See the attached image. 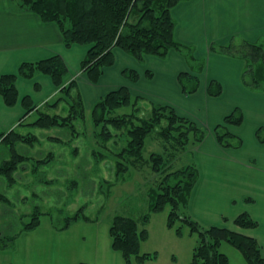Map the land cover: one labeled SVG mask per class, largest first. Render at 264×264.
Instances as JSON below:
<instances>
[{"label":"trees","instance_id":"1","mask_svg":"<svg viewBox=\"0 0 264 264\" xmlns=\"http://www.w3.org/2000/svg\"><path fill=\"white\" fill-rule=\"evenodd\" d=\"M182 1L186 0H20L19 4L22 10L32 11L43 21L57 24L67 47L76 43L89 45L81 68L89 79L96 83L102 77L104 69L116 63L117 49L134 57L140 63L147 55L167 58L169 52L175 49L185 57L193 72H202L205 66L204 59L196 57L195 48L181 43L175 36L176 20L172 10ZM233 47L232 43L214 44L211 49L215 53L237 55L244 59V84L252 90L264 91V38L256 42L245 41L235 51ZM68 72L69 67L65 59L60 54H55L38 61L23 62L17 73L0 76V95L7 106L13 107L19 101L18 78L22 76L31 79L38 73L49 75L58 89V98L52 103L48 101L46 105L57 106L62 101L69 104L67 115L50 114L43 112L42 107L34 102L31 95L23 98L26 114L10 129H0V144H7L12 154L0 164V181L3 177L10 185L15 184L14 173L22 168L20 165L26 160V157L17 150V144L19 142L34 144L39 139L33 133L29 135L20 133L18 129L20 126H35L42 129L61 126L70 128L73 132L76 131L75 122L86 123L87 109L84 98L75 80L66 83L65 77ZM123 75L132 82H138L141 78L140 73L132 68L124 69ZM146 75L152 79L153 72L147 70ZM186 80L193 85L188 87L185 84ZM179 81L183 93L187 95L197 92L200 86L199 77L187 72L180 73ZM36 89L39 90L40 86L36 85ZM222 92V85L212 80L208 86V93L211 96H219ZM143 99L142 96L133 95L129 87L121 86L107 92L91 109L92 122L96 128H100L98 135L102 141L109 142L116 137L111 127L116 130L127 127V144L115 153L118 157L116 178L115 181H109L108 188L111 189L119 181L126 180L131 169L142 170L147 166L154 172H162L163 176L159 183L149 188L150 209L149 213L144 215L142 223L146 225L152 213L163 211L169 206L167 226L175 229L179 237L184 235L183 227L187 226L190 232L196 233L199 238L191 261L185 264H230L229 256L220 250L224 241L238 248L248 264H264L262 249L255 237L224 226L204 227L187 213L200 172L194 161L176 168V163L172 159L179 152L187 154L191 151L192 154L195 147L205 141L208 130L193 119L179 114L168 104L153 103L150 116H138V103ZM124 107H130L131 111L117 113ZM34 111L38 112L39 116L31 122L25 121ZM243 121V110L237 107L215 127L214 131L221 146L229 148L243 145V140L228 129V126H240ZM83 126L78 125L81 133H87ZM256 136L264 143V126L257 129ZM149 137L157 142L159 148L145 158L144 149ZM236 138L238 139L235 142ZM168 148H172L169 153ZM97 156L105 158L104 153H97ZM37 162L44 164L45 158H39ZM8 201L7 194L0 189V204H7ZM42 215L43 212L37 206L30 221L19 232L9 234L0 231V249L15 248L21 233L31 232L40 227ZM98 220L99 217L92 219L85 213L84 207H81L73 215L67 216L62 224L53 222V227L63 231L79 221ZM234 223L242 228H255L259 225V222L247 212L239 214ZM110 236L113 248L122 253L127 264H150L157 258V252H142V244L148 239L149 232L145 227L141 228L139 221L131 216L115 215L110 223Z\"/></svg>","mask_w":264,"mask_h":264},{"label":"crops","instance_id":"2","mask_svg":"<svg viewBox=\"0 0 264 264\" xmlns=\"http://www.w3.org/2000/svg\"><path fill=\"white\" fill-rule=\"evenodd\" d=\"M20 0H0V76L17 73L23 62H34L60 54L69 67L66 83L75 80L87 110L107 92L127 86L135 96L157 104L172 105L179 114L196 121L208 130L205 141L195 147L193 160L200 177L196 183L187 213L204 227L224 226L255 237L264 256V234L260 231L264 218V143L256 131L264 126V91H255L244 84L245 61L240 56L213 52L212 45H241L264 38V0H186L177 4L172 14L176 20L178 41L196 49V57L204 59L202 72H193L185 57L172 49L167 58L147 55L142 64L117 49L116 63L106 67L100 80L93 83L82 70L89 45L67 47L57 24L45 22L28 10H22ZM154 60L149 64V60ZM126 68L136 69L141 78L132 82L123 75ZM153 72L152 79L146 75ZM182 72L198 76L200 86L193 94H184L179 75ZM212 80L223 88L219 96H211ZM19 101L7 106L0 95V129L8 130L26 114L22 100L31 95L40 107L58 95L52 78L38 73L33 78L20 76L17 81ZM36 85L40 89H36ZM240 107L244 121L240 126H228L229 131L243 140L241 147L219 144L215 127L225 116ZM35 114L31 112L25 121ZM30 122V121H29ZM244 129L249 136L242 134ZM247 212L259 222L255 228H242L234 223ZM79 221L67 230L53 224L20 234L13 249H0V264H127L121 252L115 250L110 236V224Z\"/></svg>","mask_w":264,"mask_h":264},{"label":"rangeland","instance_id":"3","mask_svg":"<svg viewBox=\"0 0 264 264\" xmlns=\"http://www.w3.org/2000/svg\"><path fill=\"white\" fill-rule=\"evenodd\" d=\"M237 47L240 45H234L233 51ZM145 63L146 58L142 64ZM148 63L153 64L154 60L151 59ZM185 84L188 87L193 85L188 80ZM58 96L59 94L52 95L50 103ZM152 105L150 99L144 98L138 103V116H150ZM41 110L50 114L67 115L69 104L62 101L57 106L45 105ZM130 111V107H124L117 113ZM38 116L39 113L35 112L29 121L35 120ZM85 122V124L82 121L75 122V130L78 133L61 126L42 129L24 125L18 128L20 133L27 135L33 133L39 139L34 144L27 142L17 144V150L26 157V160L20 165L22 168L14 173L15 184L10 185L8 180L1 177L0 189L7 194L9 201L7 204H0V231L9 234L19 232L30 221L37 206L43 212L40 227L53 222L62 224L67 216L84 207L85 213L92 219L99 217L97 222L101 221L102 227L109 225L117 214L131 216L139 221L140 227H145L149 232L148 239L142 244V252L158 254L156 260L150 264L189 263L198 244V235L191 233L189 227L184 226V235L177 236L175 229L167 226L169 206L163 211L152 213L146 225L142 223L144 215L149 213L150 209L149 188L159 183L163 173L154 172L147 166L142 170L131 169L126 180L119 181L109 189V181H115L116 178L118 157L115 153L127 144V127L121 130L111 127L116 137L104 142L98 135L100 128H96L92 122L91 109L87 110ZM78 125H84L87 133H81ZM242 132L246 137L249 136L248 129ZM152 140V137L147 139L145 158L159 148L157 142ZM171 151L172 148H168V153ZM189 152L187 154L179 152L174 156L172 160L176 163V168L194 161L193 154ZM97 153H104L105 158L98 157ZM11 155L8 145L0 144V164ZM39 158H45L44 164L37 162ZM260 231L264 234V218ZM220 250L229 256L230 264H248L242 252L231 243L224 241Z\"/></svg>","mask_w":264,"mask_h":264}]
</instances>
